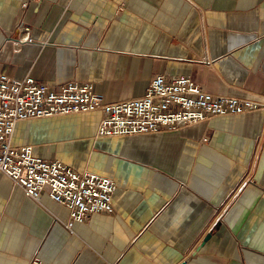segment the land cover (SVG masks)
I'll list each match as a JSON object with an SVG mask.
<instances>
[{"label": "crops", "instance_id": "obj_1", "mask_svg": "<svg viewBox=\"0 0 264 264\" xmlns=\"http://www.w3.org/2000/svg\"><path fill=\"white\" fill-rule=\"evenodd\" d=\"M0 72L105 103L186 75L263 104L124 136L96 135L99 110L18 122L14 146L116 189L110 213L70 222L0 171V264H264V0H0Z\"/></svg>", "mask_w": 264, "mask_h": 264}, {"label": "built area", "instance_id": "obj_2", "mask_svg": "<svg viewBox=\"0 0 264 264\" xmlns=\"http://www.w3.org/2000/svg\"><path fill=\"white\" fill-rule=\"evenodd\" d=\"M262 107L251 99L212 94L186 75L157 74L142 96L105 103L89 83L68 81L50 89L30 76L0 72V171L25 196L39 202L46 190L52 201L66 208L70 222H83L92 214L112 211L115 181L89 171L77 172L59 160L43 159L31 144L14 146L11 139L18 122L99 110L96 135L124 136L179 129L213 116Z\"/></svg>", "mask_w": 264, "mask_h": 264}, {"label": "bare ground", "instance_id": "obj_3", "mask_svg": "<svg viewBox=\"0 0 264 264\" xmlns=\"http://www.w3.org/2000/svg\"><path fill=\"white\" fill-rule=\"evenodd\" d=\"M14 135V131H13V134H12V136Z\"/></svg>", "mask_w": 264, "mask_h": 264}]
</instances>
